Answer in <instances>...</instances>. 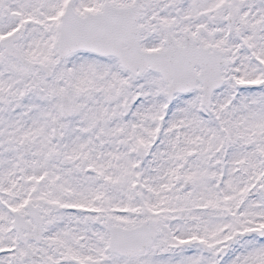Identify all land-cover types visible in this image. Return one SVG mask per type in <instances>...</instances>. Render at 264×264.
<instances>
[{
  "label": "rangeland",
  "instance_id": "obj_1",
  "mask_svg": "<svg viewBox=\"0 0 264 264\" xmlns=\"http://www.w3.org/2000/svg\"><path fill=\"white\" fill-rule=\"evenodd\" d=\"M66 1L0 0V40L18 30L22 35L18 42L21 52L54 69V76L47 79L39 68L33 73L25 72L17 62L4 59L0 53V175L8 170L6 190L11 208L21 206L27 186L24 175L30 174H25V169L30 168L40 148L47 158L50 156L48 145L52 144L54 149L55 144L47 138L48 124L53 118L62 126L74 124L77 127L91 122L136 121L138 135L134 144L145 143L150 138L152 126L163 119L161 139L171 138L169 142L174 145L173 149L169 146V154L165 151L167 147L162 145L158 151L163 155L159 157L158 151L152 155L149 163L157 166L153 182L140 188L137 197L127 192V187H122V192L119 190L118 194H122L120 215L114 213V205L93 202L91 198L88 204L98 206L99 212L88 215L89 219H84L86 215L66 214L58 207L52 219L54 224H48V234L37 246L43 256L52 264H264V239L256 237L238 239L224 258L216 255L219 245L231 232L264 225V197L260 194V189H264V88L261 89L260 83L264 77V62L259 58H264V0H74V8L80 14L99 9L103 1L117 5L147 4L139 35L144 50L163 47L161 27L164 24L172 25L177 41L181 33L187 32L201 44L223 46L234 63V77L228 87L237 83L234 89L239 94H229L225 87L218 91L214 95L213 111L206 118L201 116L194 95L176 96L167 108L163 83L154 74H143L131 81L132 86L127 84L129 77H124L126 84L122 91L117 86L120 76L107 69L113 66L107 60L82 52L57 64L55 39ZM151 15L157 18L158 24L150 21ZM228 17L232 21L229 36L226 34ZM253 59L259 60L258 63ZM252 85H256L254 90H244ZM60 92L69 97L70 118L59 114ZM34 95L41 96L38 105L43 106V111L39 119L29 113V104L36 105ZM127 95L132 101L138 97L139 102L125 119L120 117L124 110L120 113L115 105ZM22 108L28 115L25 126L20 124L19 110ZM21 138L30 143L32 152L27 160L20 152ZM176 138H181L178 144ZM69 140L70 136L65 135L64 142L58 144V170L55 172L61 179L82 174L86 163L66 160V150L62 146ZM133 145H122L121 163L129 178L133 172L130 167L133 157L125 152ZM219 145L225 147V163L219 159ZM47 146L49 151L45 149ZM190 151H196L191 159L188 157ZM180 162L184 163V168L178 176L182 181L191 182L189 188H183L182 182L176 188L171 185L172 174L179 173L173 168ZM157 163L164 171H157L160 168ZM2 183L0 178V198H3ZM216 183L220 184V194L216 193ZM61 187L60 192L64 190ZM85 190L74 188L72 197L65 196V201L84 202ZM135 210L142 212L141 217L134 215ZM2 211L0 206V264H19L15 251L18 243L5 237L7 223ZM106 215H111L112 222L123 227L152 218L160 233L139 260L110 254L105 249L108 235L104 231L103 218ZM187 240L193 241L192 246H184ZM199 241L206 242L211 249L202 251ZM7 246L12 251L4 253Z\"/></svg>",
  "mask_w": 264,
  "mask_h": 264
},
{
  "label": "flooded vegetation",
  "instance_id": "obj_2",
  "mask_svg": "<svg viewBox=\"0 0 264 264\" xmlns=\"http://www.w3.org/2000/svg\"><path fill=\"white\" fill-rule=\"evenodd\" d=\"M216 36V33L213 35ZM213 46V44H211ZM210 45V46H211ZM108 60L112 63V65H115L117 63V60L113 57H106L102 58V60ZM196 72H199L200 68L195 67L194 69ZM221 76L223 79L222 86L219 90H222L225 87V91L227 93H231L232 86L229 88V81L233 79L234 77V63L232 60L227 56V64L225 67L221 69ZM127 77L130 79L128 81V85H131V81L135 80V77L127 72ZM105 79V78H104ZM101 82H104V80H101ZM117 86L119 90L122 88V84L120 79L117 81ZM198 95V93H195ZM130 97L127 95L126 100L124 103L117 108H135L136 101H132L129 99ZM131 103V104H130ZM43 106H39L38 108L42 109ZM116 108V107H113ZM23 123L26 124V114L25 112L22 113ZM40 114H37V119H39ZM56 131L54 130V122L53 120L50 121L47 128V138L53 142L54 149L52 150V144H49L50 147V156L44 157L43 148H40V154L37 155L34 158V162L30 164V168L25 169V174H29L27 177L24 175V183L27 181L26 189L24 190L23 199L21 201V207L17 209L18 213L22 216H25L24 220L29 221L30 224H33V216H35V212L32 211L30 208H28L29 205L36 208V210L39 212V216L42 220V233L45 237L46 234H48V224H54V221L52 220L53 217L56 216L57 210L59 211V208L61 210L63 209L64 204H74V202L71 201H65V196L71 198L74 188L81 189L85 188V197L86 200L84 202H78V204L83 205L84 207L91 206L89 203L88 198H91L93 194H91L88 191H94L95 194L98 193V201L102 202L104 201L105 204H110L111 207L114 205V213L117 215H120L121 210V201L119 198H122V194H118L119 190L122 192V187H128L129 184L134 189L139 188V184H142L143 182L153 180L154 179V165L153 162L149 163V160L151 159L152 155L156 153V151L160 150L161 146L164 145L167 147V153L169 154L170 151V145H173L174 143L169 142L172 140L171 138H165L160 139L157 138L155 141H153L152 136L150 135V138L142 144H134L135 141H137V130L138 125L136 121H120L117 123H110L107 124L105 122H91L90 124L82 127H77L74 124L71 126H62L57 121L56 122ZM99 124V125H98ZM152 125V123H150ZM151 134L154 131V126H152ZM65 135L70 136V140L66 141L65 144L62 146L63 149H65L66 154V160L70 159L73 162L75 160L77 161H84L86 162L83 165V171L82 174L78 175H71L68 178L61 179L59 175L55 172L58 170V154H59V143H63L65 139ZM130 139H133L131 142ZM181 138H176V143L178 144ZM1 143V142H0ZM133 145L132 147L128 148L125 153L128 154V156H132L133 159H136L137 155V148L142 147L144 149V152H146L147 157L144 164L141 167L140 170H133L132 174L129 175L126 174L123 171V165L121 163V155L123 154V147L122 145ZM46 147V151H49V147ZM2 147V144H0V148ZM223 146V151H224ZM194 152V157L196 155V151H190ZM218 152V150H217ZM159 156L161 157L163 153L159 152ZM189 153V155H190ZM181 155V153H180ZM225 156V155H224ZM44 158H47L46 160ZM27 160L26 158H24ZM161 159V158H159ZM226 156L224 159H222L223 162L226 161ZM95 160L99 161L98 164L94 163ZM162 160V159H161ZM149 163V164H148ZM87 165V172H84V166ZM90 165H93V169L90 168ZM176 166V165H175ZM180 167L184 168V163L180 162ZM34 172V176L33 173ZM96 174H95V173ZM8 170H3L2 175H0V178L3 179L2 185L4 188H2L3 198H0V206L2 207L3 212V219L6 220V234L5 237H9V241L11 239V236L15 238V233L12 228V220L14 215V210L12 211L10 202V196L7 194L6 186L9 182V177L7 175ZM173 179L171 180V183L176 185V183H179L180 181L179 176L172 174ZM96 177V179H93L92 177ZM68 181L67 183H64V181ZM60 185L63 188V191H59ZM84 185V186H83ZM175 188V187H174ZM216 193L219 194V185L216 184L215 187ZM6 196V197H5ZM63 202V203H62ZM47 208V209H46ZM66 214H75L74 210L71 209V211L64 210ZM99 210L96 212L98 213ZM106 212V210H105ZM86 217L84 219H89L91 213L86 212L84 213ZM110 219L112 221L111 215H106L103 218V225ZM23 234H28V232L23 231ZM24 250L23 245H18L17 248H15L16 254L19 257V264H23L24 262H21V253L19 252L21 250ZM21 251V252H22ZM41 255V252H39ZM6 263V262H5ZM10 264V263H9Z\"/></svg>",
  "mask_w": 264,
  "mask_h": 264
},
{
  "label": "water",
  "instance_id": "obj_3",
  "mask_svg": "<svg viewBox=\"0 0 264 264\" xmlns=\"http://www.w3.org/2000/svg\"><path fill=\"white\" fill-rule=\"evenodd\" d=\"M65 12L62 15V22L60 24V34L58 38V49L59 57L61 60L64 56L68 55L71 51L78 49H89L96 50L98 53H108L112 49H117L120 52V47L122 45H129V48L136 49L138 41V31H137V17L142 11V7L136 8V16H134L133 21L129 19L131 13H128L132 8H125V12L122 15L118 14L119 8H110L106 6L107 10L105 13L93 16H87L79 18L73 11L71 7V2H68L65 7ZM134 9V8H133ZM8 36L3 39V44H6L7 49L5 50L6 55L13 54L17 55V50L12 49L8 46L12 40L17 38H12ZM12 44V43H11ZM193 44V43H191ZM139 54L138 65L161 70L162 73L166 74L167 85H171L174 90H179L183 88L181 85V80L179 77V72L166 70V65H179V53L173 52V48H168L164 53H141L138 49L136 50ZM171 53H173L171 55ZM221 53V52H220ZM222 54V53H221ZM123 65L131 67V63L123 58ZM42 67L46 75L49 77L51 71L47 66L37 63ZM196 78L193 80L195 81ZM211 88H207L206 92L209 93ZM65 95H63L64 97ZM208 94L204 95L207 97ZM208 99V97H207ZM67 101L63 103L64 112H69L70 108L67 106ZM67 106V107H66ZM148 228L138 227L135 229L127 230L108 227L110 231V240L108 248L110 252H116L120 255L126 256V258H139L143 255L148 246L152 244V241L157 236L156 226L153 222L148 223ZM252 233L257 234L259 237L264 236V227L261 229L247 230L240 234L241 237L250 235ZM235 238L229 239L227 241V246L220 251L222 255L226 252L228 246L234 241Z\"/></svg>",
  "mask_w": 264,
  "mask_h": 264
}]
</instances>
